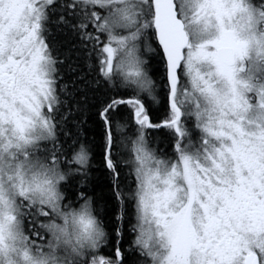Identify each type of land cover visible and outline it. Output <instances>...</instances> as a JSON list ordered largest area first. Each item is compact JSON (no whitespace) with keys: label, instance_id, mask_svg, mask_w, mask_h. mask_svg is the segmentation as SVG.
<instances>
[{"label":"snow or ice","instance_id":"1","mask_svg":"<svg viewBox=\"0 0 264 264\" xmlns=\"http://www.w3.org/2000/svg\"><path fill=\"white\" fill-rule=\"evenodd\" d=\"M0 264H264V0H0Z\"/></svg>","mask_w":264,"mask_h":264}]
</instances>
